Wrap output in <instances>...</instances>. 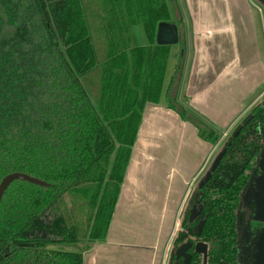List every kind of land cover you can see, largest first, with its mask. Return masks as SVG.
<instances>
[{"label": "trees", "instance_id": "obj_1", "mask_svg": "<svg viewBox=\"0 0 264 264\" xmlns=\"http://www.w3.org/2000/svg\"><path fill=\"white\" fill-rule=\"evenodd\" d=\"M168 1L94 0L90 7L85 0H0V180L22 171L42 181L16 178L4 190L0 264H83L81 250L47 249L45 243L105 238L144 105L158 101L162 89L171 45L154 37L157 23L172 18ZM136 23L148 44L135 43ZM95 38L104 47L99 56ZM184 51L180 41L177 77ZM176 91L177 83L169 106L215 143L219 134L180 105ZM220 151L216 167L188 196L166 264L183 263L177 250L184 241L191 243L189 264L254 259L264 226L254 201L264 98L216 155ZM70 193L88 205L79 221H69L61 205ZM197 241L207 243L205 254L195 251Z\"/></svg>", "mask_w": 264, "mask_h": 264}, {"label": "crops", "instance_id": "obj_2", "mask_svg": "<svg viewBox=\"0 0 264 264\" xmlns=\"http://www.w3.org/2000/svg\"><path fill=\"white\" fill-rule=\"evenodd\" d=\"M168 2L179 40L170 44L158 101L144 105L105 238L78 248L83 264H166L188 196L217 148L264 98V44L251 0ZM132 32L137 45L149 43L140 23ZM180 41L184 59L171 89ZM176 83L177 102L219 134L215 143L169 106Z\"/></svg>", "mask_w": 264, "mask_h": 264}, {"label": "water", "instance_id": "obj_3", "mask_svg": "<svg viewBox=\"0 0 264 264\" xmlns=\"http://www.w3.org/2000/svg\"><path fill=\"white\" fill-rule=\"evenodd\" d=\"M264 2V0H262ZM155 40L158 44H173L177 43L179 40V31L177 25L173 21H159L157 23ZM223 151H220L216 157L213 159L210 168L214 169L222 155ZM260 168L261 174L255 180V189H254V201L256 204L255 209V218L262 219L264 215V154L260 160ZM209 176V170L206 172L205 177ZM16 178L26 179L28 181L33 182H42L37 177H34L28 173L22 171H12L4 175L0 180V199L2 194L8 184ZM200 230V225L197 226L195 232L198 233ZM187 243H183L177 250V256H183L182 264H189L190 261V253L188 251H182V248L187 249V247L191 244L189 241ZM195 251L205 254L207 250V243L203 241H197L195 243ZM256 252L254 255V259L251 264H264V226L261 230L258 240L256 242ZM183 249V250H184ZM202 264H206V261L203 260Z\"/></svg>", "mask_w": 264, "mask_h": 264}, {"label": "rangeland", "instance_id": "obj_4", "mask_svg": "<svg viewBox=\"0 0 264 264\" xmlns=\"http://www.w3.org/2000/svg\"><path fill=\"white\" fill-rule=\"evenodd\" d=\"M85 2H87L90 7H94V3H93L94 0H85ZM251 4L253 7V11L255 12V14L257 16V23L259 25L260 33L262 36V41L264 44V2L262 0H251ZM173 18H175V15ZM176 19H177V17L175 18V20ZM94 43H95L96 50H97L98 56H99L101 53H103L101 48H104V47L103 46L101 47V42L97 38L94 39ZM179 47L180 46H173V53L175 55L179 53ZM170 51H171V49H170ZM169 55H170V53H169ZM176 75H177V72H176L175 66H173V76H172L173 78H172L171 83H170L171 89L174 85V81H175L174 79H175ZM93 79L96 83L94 88H95V90H98V88H99L98 76L97 75L93 76ZM219 148H220V146L217 148V150ZM61 205L63 206V208L68 213H70L69 221L70 220L71 221H79L82 217H84V215H86V211L88 208L86 200L84 198H82L80 195L79 196H77L76 194L73 195V193H70L67 198L65 197L63 202L61 203ZM179 229H180V225H179ZM79 241H78V243L73 242V241H71V243H45V247L47 249H69V248L70 249H72V248L82 249V247H84L85 244H87L86 242L88 241V239L87 238H80ZM184 243H187V242L184 241ZM183 249L184 248H182V251H187L186 249H184V250ZM170 252H171V248H170V251L168 252L167 258L169 256Z\"/></svg>", "mask_w": 264, "mask_h": 264}, {"label": "flooded vegetation", "instance_id": "obj_5", "mask_svg": "<svg viewBox=\"0 0 264 264\" xmlns=\"http://www.w3.org/2000/svg\"><path fill=\"white\" fill-rule=\"evenodd\" d=\"M264 216V215H263Z\"/></svg>", "mask_w": 264, "mask_h": 264}]
</instances>
